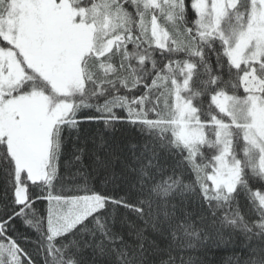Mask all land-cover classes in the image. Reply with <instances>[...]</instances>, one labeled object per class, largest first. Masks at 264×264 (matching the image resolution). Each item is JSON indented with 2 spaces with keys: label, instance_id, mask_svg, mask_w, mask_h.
I'll return each mask as SVG.
<instances>
[{
  "label": "snow or ice",
  "instance_id": "snow-or-ice-1",
  "mask_svg": "<svg viewBox=\"0 0 264 264\" xmlns=\"http://www.w3.org/2000/svg\"><path fill=\"white\" fill-rule=\"evenodd\" d=\"M264 264V0H0V264Z\"/></svg>",
  "mask_w": 264,
  "mask_h": 264
},
{
  "label": "trees",
  "instance_id": "trees-1",
  "mask_svg": "<svg viewBox=\"0 0 264 264\" xmlns=\"http://www.w3.org/2000/svg\"><path fill=\"white\" fill-rule=\"evenodd\" d=\"M230 255V253L228 252H217L215 254V262L216 264H223V261L225 260V258Z\"/></svg>",
  "mask_w": 264,
  "mask_h": 264
}]
</instances>
